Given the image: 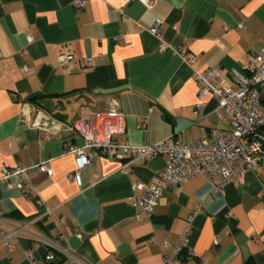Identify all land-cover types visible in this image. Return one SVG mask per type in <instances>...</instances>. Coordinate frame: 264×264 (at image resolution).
I'll list each match as a JSON object with an SVG mask.
<instances>
[{
    "label": "crops",
    "instance_id": "0c3cea01",
    "mask_svg": "<svg viewBox=\"0 0 264 264\" xmlns=\"http://www.w3.org/2000/svg\"><path fill=\"white\" fill-rule=\"evenodd\" d=\"M75 1L0 0V172L26 166L29 181L27 191L0 182V213L15 221L41 216L31 230L78 260L57 254L46 261L47 247L21 236L12 250L0 243V264H31L28 249L38 264H165L190 214L195 255L182 251L183 264H264V162L220 194L202 175L168 184L149 218L138 221L133 183L150 181L166 155L133 160L125 173L128 157L99 153L75 180L68 174L77 157L65 152L85 141L70 126L96 111L121 112L125 130L115 138L131 144L211 141L215 131L230 130L229 117L215 115L217 98L199 99L194 70L248 73L252 51L264 46V0H83L82 8ZM158 19L164 40L194 56L191 65L159 51L148 30ZM63 52L74 56L68 67L59 62ZM258 93L264 103V83ZM258 136L264 139V127ZM45 159L52 176L36 167ZM164 239L172 245L164 248Z\"/></svg>",
    "mask_w": 264,
    "mask_h": 264
},
{
    "label": "built area",
    "instance_id": "2783aa9c",
    "mask_svg": "<svg viewBox=\"0 0 264 264\" xmlns=\"http://www.w3.org/2000/svg\"><path fill=\"white\" fill-rule=\"evenodd\" d=\"M152 3L151 1H147ZM75 4L82 8L83 0H76ZM245 31L246 25L239 24ZM150 33L159 40V51L172 50L188 64L194 62V56L190 55L186 46L173 47L167 43L160 30V20H156L150 27ZM34 36L27 35L28 42H32ZM59 62L63 67H68L74 56L70 53H60ZM88 65H93L95 58L86 57ZM26 73H32L33 69L28 65L22 67ZM244 73L236 68L224 70L219 66L208 67L204 70H194V77L199 84V99L206 94H212L218 100L214 109L215 115L222 118L227 115L230 119V130H217L213 133L211 141L196 139L192 142H185L175 138H169L151 144H131L119 142L116 135L124 132V117L121 112L96 111L87 114L85 117L70 126L72 130L80 132L84 137V144L81 146H70L65 152L73 153L77 157L78 166L75 171L70 172L68 177L79 180L81 169L89 166L91 157L99 153L114 158H129L121 170L128 173L131 170V162L139 160L146 162L160 155H166L165 167L152 176L150 181L137 180L133 183V190L140 192V196L130 197L132 205L137 209L136 219L144 221L153 213L158 199L162 196L164 188L168 184L180 186L196 175H202L212 186L214 194H220L227 183H238L244 179L247 170L256 168L264 162V148L259 142L258 132L264 127V103L258 93V87L264 83V46H257L251 53V58ZM227 75L232 82H227ZM203 103L200 102L199 106ZM51 159H45L36 167L39 171L49 176L53 174ZM28 167H9L3 165L0 172V182L10 187H16L27 191L29 186ZM51 216V211L45 213ZM41 217V216H40ZM26 221H15L3 217L0 213V243L9 250L14 248V241L21 236H26L47 247L45 254L46 261H53L57 254L66 256L72 262L78 257L64 247H61L52 240L39 236L31 229L34 223L40 219ZM193 215L187 218V226L175 243L172 253L165 255V264H183L180 254L186 250L188 257L195 255L193 249L188 245ZM81 238V234H77ZM155 237L151 241H155ZM218 243V240L215 241ZM164 248L172 245L169 239L161 241ZM26 258L31 264H38L33 258L32 249L25 251Z\"/></svg>",
    "mask_w": 264,
    "mask_h": 264
},
{
    "label": "water",
    "instance_id": "95a60500",
    "mask_svg": "<svg viewBox=\"0 0 264 264\" xmlns=\"http://www.w3.org/2000/svg\"><path fill=\"white\" fill-rule=\"evenodd\" d=\"M259 142H260L261 144H264V139L260 138V139H259Z\"/></svg>",
    "mask_w": 264,
    "mask_h": 264
},
{
    "label": "trees",
    "instance_id": "16d2710c",
    "mask_svg": "<svg viewBox=\"0 0 264 264\" xmlns=\"http://www.w3.org/2000/svg\"><path fill=\"white\" fill-rule=\"evenodd\" d=\"M50 262L52 263V262H54V260L53 261H50Z\"/></svg>",
    "mask_w": 264,
    "mask_h": 264
}]
</instances>
